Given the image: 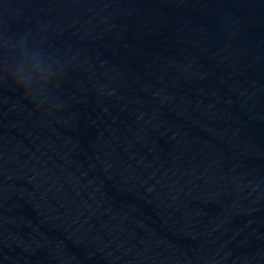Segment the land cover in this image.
Wrapping results in <instances>:
<instances>
[{"label": "water", "instance_id": "obj_1", "mask_svg": "<svg viewBox=\"0 0 264 264\" xmlns=\"http://www.w3.org/2000/svg\"><path fill=\"white\" fill-rule=\"evenodd\" d=\"M0 264H264V0H0Z\"/></svg>", "mask_w": 264, "mask_h": 264}]
</instances>
